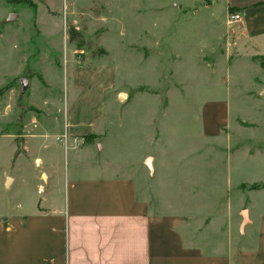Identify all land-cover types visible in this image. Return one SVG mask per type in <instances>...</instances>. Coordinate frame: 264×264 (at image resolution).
<instances>
[{
    "label": "rangeland",
    "instance_id": "374dc122",
    "mask_svg": "<svg viewBox=\"0 0 264 264\" xmlns=\"http://www.w3.org/2000/svg\"><path fill=\"white\" fill-rule=\"evenodd\" d=\"M210 1L0 0L2 132L13 134L19 150L30 139L32 152H41V140L33 135L56 131L53 116L63 123L73 70L85 62L112 64V96L122 101L110 109L121 121L109 126L121 136L113 137V151L123 150L120 142L127 131L161 136L162 144H169L156 160L161 175L151 181L145 168V191L153 190L164 203L173 198L174 206L188 215L183 229L188 240L198 232L212 235L208 222L220 204L217 199L199 202L205 196L234 195L240 180L243 210L264 200V39L241 49L234 46V39L223 33L234 26L226 20L229 13L224 14V26L214 2L218 26L212 25L211 10L203 8ZM11 15L15 17L8 22ZM71 29L81 34L84 47L69 40ZM22 79L27 80L25 92ZM214 99L225 100L228 108L217 106ZM122 122L131 124L120 129ZM56 139L65 145L63 132ZM5 145H0V200L31 206L33 183L46 184L47 177L36 159L34 171L29 159L11 168ZM148 151L149 145L142 143L132 158ZM58 153L62 178L71 157L62 148ZM143 166L149 167L147 161ZM6 172L15 179L10 190L2 185ZM229 177L231 188L224 185ZM184 180L191 183L181 185ZM150 181L160 186H149ZM202 206L208 207L204 213Z\"/></svg>",
    "mask_w": 264,
    "mask_h": 264
},
{
    "label": "crops",
    "instance_id": "0c3cea01",
    "mask_svg": "<svg viewBox=\"0 0 264 264\" xmlns=\"http://www.w3.org/2000/svg\"><path fill=\"white\" fill-rule=\"evenodd\" d=\"M214 2L220 7L224 26V14L241 15V21L223 32L234 39V46L241 49L264 39V0H211L203 8L211 10V24L218 26ZM115 82L116 68L109 63L96 66L85 62L74 69L63 123L53 116L56 131L42 133V137L33 135L41 140V152H32L30 139L19 150L13 134L2 132L0 126V145L5 141L10 150L11 168L20 160H30L34 171L37 168L32 161L36 159L48 180L43 185L32 180L36 197L31 206L22 201L13 206L0 200V264H264V200L243 210L240 180L238 193L205 196L208 199L199 201L217 199L220 205L212 210L214 219L208 222L212 235L198 232L190 240L183 230L188 215L174 206L173 198L164 203L153 190L145 191V168L153 176L151 181L160 177L156 160L169 144H162L155 132L136 136L127 131L125 141L120 142L123 150L113 151L112 139L120 133L110 132L109 126L120 116L110 114V109L122 102L113 99ZM213 102L228 108L225 100ZM103 122L109 125L103 128ZM122 123L120 129L131 124ZM62 132L65 147L56 139ZM142 143L148 144L150 151L137 152L141 155L134 160L132 155ZM51 148L54 150L48 155L43 153ZM61 148L67 158L71 157L62 178L60 164H56L60 157L56 152ZM146 161L149 167L143 166ZM4 174L2 185L10 190L15 179ZM183 182L184 186L191 183ZM232 184L229 177L224 185L231 188ZM201 209L204 213L208 207Z\"/></svg>",
    "mask_w": 264,
    "mask_h": 264
},
{
    "label": "trees",
    "instance_id": "16d2710c",
    "mask_svg": "<svg viewBox=\"0 0 264 264\" xmlns=\"http://www.w3.org/2000/svg\"><path fill=\"white\" fill-rule=\"evenodd\" d=\"M261 4H264V2H262ZM69 40L71 42H76L77 43L76 45L79 48H82V47L85 46V42H84L83 38L81 37V34L78 31H76L75 29H71L69 31ZM101 54H104L105 55L106 52L105 51H102Z\"/></svg>",
    "mask_w": 264,
    "mask_h": 264
},
{
    "label": "built area",
    "instance_id": "2783aa9c",
    "mask_svg": "<svg viewBox=\"0 0 264 264\" xmlns=\"http://www.w3.org/2000/svg\"><path fill=\"white\" fill-rule=\"evenodd\" d=\"M241 21V15L238 12L235 13H229L227 16V22L229 24H235L237 22Z\"/></svg>",
    "mask_w": 264,
    "mask_h": 264
},
{
    "label": "water",
    "instance_id": "95a60500",
    "mask_svg": "<svg viewBox=\"0 0 264 264\" xmlns=\"http://www.w3.org/2000/svg\"><path fill=\"white\" fill-rule=\"evenodd\" d=\"M14 17H15L14 15L9 16L8 19H7V21H8V22H9V21H12V20L14 19ZM26 87H27V80H26V79H22V80H21V91H22V92H25ZM9 182H10V179L8 178V179H7L6 186L9 185ZM243 215L245 216V213H243Z\"/></svg>",
    "mask_w": 264,
    "mask_h": 264
}]
</instances>
